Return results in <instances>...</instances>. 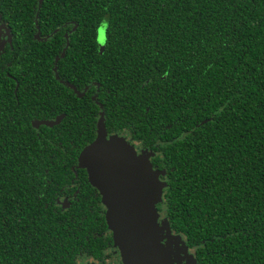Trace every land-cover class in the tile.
I'll use <instances>...</instances> for the list:
<instances>
[{
    "label": "trees",
    "instance_id": "1",
    "mask_svg": "<svg viewBox=\"0 0 264 264\" xmlns=\"http://www.w3.org/2000/svg\"><path fill=\"white\" fill-rule=\"evenodd\" d=\"M38 8L0 0L12 36L0 56V264H75L106 244L105 210L78 162L97 135V88L77 98L54 72L68 31L59 78L79 91L95 82L107 128L153 147L167 183L159 212L197 264H264V0ZM101 18L116 37L103 54L91 39ZM62 114L53 128L31 125Z\"/></svg>",
    "mask_w": 264,
    "mask_h": 264
},
{
    "label": "water",
    "instance_id": "2",
    "mask_svg": "<svg viewBox=\"0 0 264 264\" xmlns=\"http://www.w3.org/2000/svg\"><path fill=\"white\" fill-rule=\"evenodd\" d=\"M43 1L39 0L38 11H40ZM3 37L7 40L4 41ZM11 39L10 30L2 22L0 14V56L7 43H11ZM35 39L40 42L48 40V38L41 37L39 28ZM66 42L62 54L55 60L54 72L59 82L63 81L59 78L57 64L65 57L69 46L68 35H66ZM18 87L19 85L17 89ZM68 87L73 89L78 97L84 96L70 84ZM97 97L98 93L93 98L100 108L97 137L87 147L96 141L97 145H102L104 131L107 133L105 110ZM63 118L57 117L54 121L34 120L32 124L35 129H39L41 126L53 128L60 125ZM105 140L107 142L119 141L127 148V155L116 154L110 161L101 154L99 156L101 173L91 170L89 172L85 168L89 151L87 147L80 154L78 162L79 167L87 171L90 184L98 190L101 196L102 205L106 209V223L113 234L114 245L120 251L123 264H197L195 255L190 252L187 241L183 236L173 233L167 218L163 219L159 212L158 207L164 202L167 183L161 180L165 172L153 167L150 160L152 154L146 151L138 154L127 141L117 136L109 137L108 133ZM84 151L85 155L83 156ZM135 161H141L143 166L138 167ZM146 177H155V180L149 182ZM97 185L102 186V191ZM172 241L176 245V249H171Z\"/></svg>",
    "mask_w": 264,
    "mask_h": 264
},
{
    "label": "flooded vegetation",
    "instance_id": "3",
    "mask_svg": "<svg viewBox=\"0 0 264 264\" xmlns=\"http://www.w3.org/2000/svg\"><path fill=\"white\" fill-rule=\"evenodd\" d=\"M71 33H72V31H68V33L66 34V35H68V38H69V36H70ZM3 39H4V41L7 40V38H5V37H3ZM61 81H63V82H59V83H61L62 85L68 87V83L65 80H61ZM68 88L71 89L70 87H68ZM92 88H97V91L95 93H93V95L91 96L92 101L94 102L93 98L99 92V87H98V85L95 82H92V83L87 84L81 91H79L77 88L76 89H77V91L80 94H84V96L82 97V98H84L88 93H90V91L92 90ZM71 90L74 92L73 89H71ZM76 97L77 98H80L77 95H76ZM95 105H97V104L95 103ZM99 115H100V113H99ZM58 117H64L63 120L61 121V123H62L64 121V119H65V114H62V115H60ZM98 119H97V122H98ZM54 120H51V121H54ZM48 121H50V120H48ZM32 123H31V125L33 126ZM61 123H60V125H61ZM41 127H43V126H41ZM106 128H107V121H106ZM107 133H108V136L109 137L117 136V137H119V138L124 139L125 141H127L131 146L134 147V149L136 150V152L138 154H141L143 151H146V152L152 154L151 155V158H150L151 163H152V165H153V167L155 169H159L160 159L157 158L158 154L155 153L153 147H150V146L146 147V146H144V143L142 142V140L140 139V137L138 136V134L134 130H132L131 128H129L127 126H124L123 128L117 130L116 129V125L114 124V126H111L109 129L107 128ZM96 137H97V135H96ZM90 144H88V145H90ZM87 175H88V173H87ZM88 179H89V177H88ZM161 180H163V181L166 182V180L164 179V177H162ZM97 192H98V190H97ZM98 195L100 196L99 192H98ZM73 198H74L73 195L72 196H62V197H59L57 199V206L60 207V208H62V209H64V210H67V209L70 208V206H71V200ZM100 201H101V196H100ZM101 205H102V202H101ZM102 207L104 208L103 205H102ZM104 210H105V215H106V209L104 208ZM162 218L163 219L165 218L163 214H162ZM105 221H106V219H105ZM103 240H104V242H106V244L104 245V247H102L103 245H101V247H102L101 250L102 251H101V255L99 257L91 256V255H88V254H81L76 259L75 264H123L120 251L114 245L113 234L110 232L109 228H108V231L105 233Z\"/></svg>",
    "mask_w": 264,
    "mask_h": 264
},
{
    "label": "snow or ice",
    "instance_id": "4",
    "mask_svg": "<svg viewBox=\"0 0 264 264\" xmlns=\"http://www.w3.org/2000/svg\"><path fill=\"white\" fill-rule=\"evenodd\" d=\"M113 22L110 18H101L99 19L93 27L91 39L94 44L97 45V50L103 54L104 51L108 50L109 47L113 44V41L116 39L115 33L112 30ZM118 42V41H117ZM110 72L114 74H118L122 69L119 65H110ZM164 75H167L165 73ZM151 86V81H149L148 87ZM107 133L104 131L103 143L102 145H97V141L93 143L91 146L87 147L88 155L86 157V165L85 168L92 172L101 173L100 160L99 156L103 154L108 160L112 161L113 157L116 154L127 155V148L122 145L119 141L112 140L111 142H107L105 140V136ZM85 155V151L83 152V156ZM138 167H142L143 164L141 161H135ZM149 182L154 181L155 177H146ZM101 188L102 186L97 185Z\"/></svg>",
    "mask_w": 264,
    "mask_h": 264
},
{
    "label": "rangeland",
    "instance_id": "5",
    "mask_svg": "<svg viewBox=\"0 0 264 264\" xmlns=\"http://www.w3.org/2000/svg\"><path fill=\"white\" fill-rule=\"evenodd\" d=\"M170 247H171V249H176V245L173 243V241L171 242ZM190 252H191L192 254H194L193 251L190 250ZM184 263H185V262H184Z\"/></svg>",
    "mask_w": 264,
    "mask_h": 264
}]
</instances>
